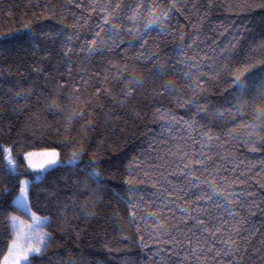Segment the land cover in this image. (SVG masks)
Wrapping results in <instances>:
<instances>
[{"label": "trees", "instance_id": "trees-1", "mask_svg": "<svg viewBox=\"0 0 264 264\" xmlns=\"http://www.w3.org/2000/svg\"><path fill=\"white\" fill-rule=\"evenodd\" d=\"M178 3L180 10L171 12L164 22L171 33L158 35L149 30L151 37L143 49L134 41L131 47L124 43L89 55L80 49L93 37V26L101 15L98 8L92 10L91 0H0V145L13 149L18 165L16 171H9L6 157L0 154V264L14 236L8 217L30 219L13 204L22 177L34 182L29 189L32 211L49 217L44 228L51 239L32 264H153L152 254L158 249H173L163 243L167 237L160 230L153 231L154 220L141 219L148 212L158 211L157 203L148 197L153 191L150 183H158L159 178L135 183L147 179L137 170L136 161L148 158L151 145L168 138L164 123L173 115L191 118L212 133H220L221 140L213 151L234 157L251 177L249 183L259 199L254 197L255 206L250 202L239 211L246 223L232 222L241 229L240 235L230 227L226 232L241 249L236 254L238 264H252L249 257L264 256V188L257 183H264V146L258 144L260 150L252 152L243 139L228 136L229 129H235L240 137L245 131H253L258 141L264 137V99L257 97L249 103L255 93L246 88L238 99L244 105L241 117L226 100L235 89L229 86L231 77L224 74L225 70L218 79L200 75L207 71V61L201 60L205 53L217 65L224 60L239 70L242 79L264 71V64H260L264 60V0ZM169 6V0H154L157 14ZM127 11L128 0H122L120 14L113 13L112 23L121 29L131 25L124 18ZM146 15H138L135 21L141 31ZM109 26L104 25L105 32L101 33L108 44L111 40L105 33ZM121 36L131 39L123 30ZM190 36L196 43L188 48ZM181 43L187 53L182 58L188 65L201 64L199 71L193 70V77L204 80V91H194L179 72L167 70L176 57L173 49ZM66 48L70 49L67 55ZM221 49L231 55L226 53L224 59L219 55ZM153 52L155 57L148 58ZM249 60L251 63L246 64ZM157 63L165 67L163 75H155ZM245 66L252 71L245 72ZM129 89L131 94L126 96ZM189 97L198 104H185ZM200 106L206 107L207 113L198 114ZM257 110L260 127L253 123ZM161 115L164 120L159 119ZM242 124H252V129ZM173 131L179 132L180 127ZM39 149H57L64 160L78 152L80 168L50 170L35 182L23 155ZM96 164L104 177L103 188L84 175ZM221 175L231 180L235 174L214 175L217 187L228 189ZM129 180L134 183H127ZM137 186L140 192H128ZM141 196L146 203H139ZM133 199L138 203L135 208L129 203ZM132 211L136 221L131 218ZM214 211L227 216L223 210ZM253 227L254 234L244 231ZM176 250L178 246L171 259L165 256L156 264H172L177 259ZM255 264H264V260L256 258Z\"/></svg>", "mask_w": 264, "mask_h": 264}, {"label": "snow or ice", "instance_id": "snow-or-ice-1", "mask_svg": "<svg viewBox=\"0 0 264 264\" xmlns=\"http://www.w3.org/2000/svg\"><path fill=\"white\" fill-rule=\"evenodd\" d=\"M121 2L122 0H91L92 10L96 11L98 8L101 15L99 21L93 26V37L85 46L81 47L82 52L93 55L105 50L110 51L113 47L124 43L131 47L134 41H138L139 47L143 49L148 43V38L151 37L149 30H155L158 35L166 31L171 33L172 29L166 28L164 22L171 12L180 10L178 0H169L170 6L159 14H157V8L154 7V0H128V11L124 13V18L131 22V25H124L121 29L120 26L112 23L113 13L120 14ZM109 7L111 11H109ZM143 13H147V15L143 31H141L140 28L135 27V21L138 15ZM104 25H110L105 33L111 40L110 44L106 43L101 35L105 32ZM121 30L127 32L131 39L126 40L122 37ZM97 38L99 44H97ZM68 39L71 40L72 37ZM189 40L190 43L187 44V47L191 48L196 41L191 36ZM68 51L70 49L66 48V55ZM173 52L176 57L169 62L167 70L179 72L183 79L189 81L188 87L194 91L196 89L204 91V80L193 77V70L199 71L201 64L197 62L194 65H188L187 60L182 58L187 55L183 43L177 45ZM226 53L231 55L227 49L219 50V55L224 59H227ZM155 55L154 52L149 53L148 58L155 57ZM201 60L207 61V71L200 73L202 78L218 79L221 70H225L224 74L231 77L228 83L235 91L229 93L226 100L237 109V113L241 117L244 105L238 103V99L244 96L246 88L249 92L255 93L251 96L249 103H254L257 97L264 99V71L260 74L253 73L247 79H242L240 71L229 67L224 63V60H220L217 65L214 58L208 53H205ZM247 63H251V60L246 61ZM260 64H264V60L260 61ZM112 67L116 66L112 65ZM155 67V75H163L166 71L165 67L158 63L155 64ZM244 71L251 72L252 69L245 66ZM130 94L131 89L125 95ZM184 103L196 105L198 101L189 97ZM51 107L54 108L55 104ZM159 111L157 109V112ZM257 111V121H253V123L260 127L258 123L259 110ZM197 113H207L206 107L200 106L197 108ZM229 114L231 115V112ZM159 119L164 120L165 117L161 115ZM241 126L245 129H252V124H242ZM175 127H180V131L174 132ZM164 128L168 130V138L158 140L154 145H151L152 151L147 154L148 158L136 161L137 170L142 171L147 179L135 183L144 184L159 178L158 183H150L153 191L148 197L157 203L158 211L148 212L141 219L154 220L153 231L160 230L167 237L163 243L173 246V249H158L153 253L152 255L155 257L153 264H156V261H163L165 256L171 259L172 252L177 246L179 247V250L175 251L177 259L172 261V264H211V262L225 264V258H229L227 264H238L236 254L241 249L238 247L237 241L227 234L226 227H230L231 231L240 235L241 229L232 222L246 223L245 218L239 216V211L249 207L250 202L252 206H255V199H259L249 183L251 177H248L247 173L241 169V165L236 163L234 157L213 151L221 140L220 133H212L210 129L199 126L198 122L191 118L184 120L183 117L177 118L174 115L165 121ZM228 136L243 139L252 152L260 150L258 144L264 146V137L258 141L254 138L253 131H245L240 137L236 134L235 129H229ZM219 146L222 147V145ZM0 154L6 157L9 171H16L18 165L13 156V149L0 145ZM23 159L26 161V169L34 174L35 182L40 181L44 174L50 170L65 167L80 168L81 165L78 152H74L71 159L64 160L61 159L60 152L55 149L27 151ZM217 160L220 163H217ZM89 163L95 164V161H89ZM97 168H99L98 164L95 168L85 172L84 175L98 188H103L104 177L96 170ZM224 172L235 174V179L229 180L228 177L221 175V179L229 184L228 189L222 190L217 187L214 175ZM127 183L133 184L134 182L129 180ZM257 183L261 188H264V183L259 181ZM21 184L19 194L13 204L16 210L30 217L32 224L27 225L29 231L25 233L24 221H21L17 216L8 217L11 231L15 234L16 240L8 250L4 264H32L33 259L42 255V249H47V241L51 239L49 233L41 231L42 226L48 223L47 218L37 216L31 209L29 189L34 186V182L24 180ZM87 186L86 180L85 187ZM108 190L111 191V189ZM140 191L138 186L128 189L129 193ZM114 194L119 196V193ZM254 197L255 199H253ZM129 203L133 208L138 206L134 199ZM139 203H146L144 196L139 198ZM214 210H223L227 216L218 215ZM130 215L132 220L136 221V212L132 211ZM244 231L254 234L256 229L255 227L244 228ZM157 238L159 239V237ZM141 239L143 238L141 237ZM243 251L246 252L247 249L245 248ZM255 252L259 253V249H256ZM256 258L264 260V256L249 257V260L255 264Z\"/></svg>", "mask_w": 264, "mask_h": 264}, {"label": "rangeland", "instance_id": "rangeland-1", "mask_svg": "<svg viewBox=\"0 0 264 264\" xmlns=\"http://www.w3.org/2000/svg\"><path fill=\"white\" fill-rule=\"evenodd\" d=\"M5 148H8V147L5 146ZM41 150H45V149L29 150V151H41ZM47 150H52V149H47ZM55 150L58 151L57 149H55ZM58 152H59V151H58ZM25 153H26V152H25ZM25 153H24V154H25ZM23 156H24V155H23ZM6 160H7V159H6ZM24 180H29V181H30V179H29L28 177H22L21 182L24 181ZM21 186H22V184H21ZM21 186H20V187H21ZM18 194H19V192L15 195L13 201L15 200V198H16V196H17ZM37 216H39V217H41V218H47V221H49V217H48V216H41V215H37ZM19 219H20L21 221H24V222H25L24 232L27 233V232L29 231V228L27 227V225H31V224H32V220H31V219H29V220H24V219H21V218H19ZM41 231H42V232H47L46 229L44 228V226H42ZM47 233H48V232H47ZM15 240H16V236H15V234H14L13 239H12V240L10 241V243H9L8 250L11 248L12 243H13ZM33 243H34V241H33ZM8 250H7L6 254H5V256L3 257L2 264H4V258L8 255Z\"/></svg>", "mask_w": 264, "mask_h": 264}]
</instances>
